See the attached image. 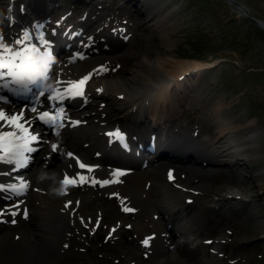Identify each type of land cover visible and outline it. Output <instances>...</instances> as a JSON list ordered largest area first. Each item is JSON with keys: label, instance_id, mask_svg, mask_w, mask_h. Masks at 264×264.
<instances>
[{"label": "rangeland", "instance_id": "rangeland-1", "mask_svg": "<svg viewBox=\"0 0 264 264\" xmlns=\"http://www.w3.org/2000/svg\"><path fill=\"white\" fill-rule=\"evenodd\" d=\"M37 1L41 2V0ZM23 2L14 0L13 4L17 7L16 5H23ZM60 2L62 6L58 13L46 18L47 21L49 19L48 23L51 21L57 24L64 23L62 19L71 12L68 18L72 21L70 24H73L72 26L77 30L80 28L77 27L79 20L87 19V13L89 15L93 13V17L88 18L89 21L91 19L89 28L80 34L78 32V37L75 42L73 41L75 58L66 64L80 63L88 70L91 63L85 62L86 60L98 56L113 59V64L103 69L99 68L103 66V61L92 63L99 75L92 80L88 75L90 72H84L81 79L78 77L69 80V89L68 87L67 89L70 91L75 82L88 78L82 90L84 96L81 97L86 98L87 102H92L88 96L92 90L97 91L102 88L103 80L106 81L105 83L110 81L116 83L130 78L146 64L152 67L158 66L160 61L168 62L169 68L174 67L172 69L174 71L182 68V63H186L184 65L187 66L192 61H217L213 68L194 74L197 77L195 85L186 95L184 94L189 96L185 101H181L177 113L168 119L176 121H170L172 125L169 126L184 134L190 133L195 144L200 146V150L207 157L212 158L218 154V150L214 151L211 143L214 142V135H218L221 126L231 130L230 136H232H229V140L232 143L239 142L240 145L222 156L219 155L213 166H204L205 177L208 178V173L211 177L198 182L200 190H196L200 194L192 193L191 196L197 197L186 207L193 212L198 208L200 212L201 209V214L208 218L209 222L215 223L217 228L214 231L196 232L201 234L192 242L186 240L183 234L174 236L178 243L169 240L168 253H176L179 256L177 253L179 249L188 250L186 255L189 258L185 257V252H181L185 257L184 261L189 264H195L196 260L203 264H264V0H140V3H137L139 7H135L136 2L130 0H94L93 9L89 10L83 5L82 0H60ZM138 8L147 9L150 12L149 17L138 11ZM20 9L22 10L21 7ZM7 15L4 14L3 23L6 34L9 37L14 34H19L18 37L23 36L21 31L23 26H17L14 30L10 23L11 18ZM29 16L35 17L33 14ZM61 16L63 17L59 18ZM32 20L29 24L31 28L38 24L37 22H42L43 16ZM119 49H122L121 52H118ZM65 53H62V56ZM87 63L90 65L88 66ZM57 67H59L58 62L55 72ZM105 69L113 71V76L106 78L103 74ZM144 69L147 71V67ZM158 70V68L153 69L154 72ZM146 75L141 83L133 85L134 89L151 90L156 86L159 87L158 85L161 87L166 85L170 70H165L159 76L150 71ZM148 77L151 80L147 81ZM51 80L50 84L54 89L58 80L54 77ZM173 89L171 92L176 93L177 87ZM69 91L67 96H70ZM60 92L61 89L56 88V92L52 94H60ZM107 96L99 95L95 100V108L110 111L121 121L127 112L135 110L136 106L131 107L128 101L113 99V95ZM71 102L68 101L69 104ZM108 102L113 105L107 106ZM5 104L14 106L7 102ZM15 106L19 108L20 105ZM119 106L124 108L120 110ZM67 108L70 106L65 104L63 110ZM68 110L74 112L72 108ZM85 128L90 127L81 125L77 131H84ZM35 135L38 137V133ZM153 149L155 150L154 147ZM148 154L147 160L153 156L151 153ZM32 172L23 171L21 168L11 169L4 179L7 180L6 182L19 184L18 182L24 179L23 174L29 175ZM193 175L195 176L196 173L194 172ZM177 179L180 182V177ZM181 179L186 183L190 180V176L187 174ZM55 186L57 188V185ZM94 186L99 193L102 184L96 183ZM25 193L26 197H23ZM9 194L5 196L0 194V201L5 204L15 199L23 202L28 199L29 192ZM200 195L204 200H197ZM228 195H239V198L227 200ZM5 204L0 205V214H4L0 216V264H15L16 262L12 263V260H9L11 253L8 252L13 246V241L21 244L22 240L20 234L14 237L16 226L12 222L4 223V219L13 212V210L8 212L6 209L1 210L2 207H6ZM204 207L210 212H205ZM97 208L90 206L83 213L94 215L93 221L97 222L94 226L91 221L92 225L79 223L76 227L71 215L63 220V225L65 224L68 230L65 231V243L58 244L55 250L48 244L45 234L33 221H29L28 223H34V226L31 225V229L27 231L33 244L37 246L32 249L42 250L40 254L33 256L29 264L159 263L155 258H150L149 249L153 243H148L146 246L141 238L130 240L131 225L140 223L133 215L125 216L120 213V217L114 220L115 214L107 211L104 212L106 214L104 216L99 213L101 209ZM131 209L135 211L133 206ZM80 213L77 216L79 222L81 216L85 217ZM121 221L127 223V228L120 229L118 223ZM173 227L169 224L167 229ZM109 229L115 231L106 235ZM118 233L119 239L113 235ZM168 253L165 252L167 256ZM51 257L53 260L50 261ZM24 259L28 263V259Z\"/></svg>", "mask_w": 264, "mask_h": 264}, {"label": "bare ground", "instance_id": "bare-ground-1", "mask_svg": "<svg viewBox=\"0 0 264 264\" xmlns=\"http://www.w3.org/2000/svg\"><path fill=\"white\" fill-rule=\"evenodd\" d=\"M13 1L14 0H0V12L12 17L13 25L23 26L21 29L23 34H25L26 25H29L30 22L33 21V18L38 19L43 16L42 22H37L38 24H35L36 26L32 25L33 30L40 34V37L38 39L33 38V41L35 44L41 45L43 41L50 42L52 39L54 40V38H56L55 41L62 49L59 53H64L66 51V41H69L70 44L73 43L70 42V40L75 42V39H72L73 35H71V33H80L82 30L88 29L91 21V19L89 21L88 18L93 17L91 11V16L87 13V19L79 20L77 27L79 26L80 28L76 30V28L72 26L73 24H70L72 22L70 21L71 19L68 18L71 12H68L69 15L65 13L66 18L62 19L64 23L57 24V22L53 21L48 23L49 19L48 21L46 20V18H50L51 14L55 15L58 13L59 8L62 6L60 0H41V2L37 0H22L24 1L23 5H16L17 7L13 5ZM82 1L84 3L83 5L88 7V10L93 9L92 1L94 0ZM130 1L136 2L135 7H139L137 3H140V0ZM27 9L30 11H27ZM16 10H19L20 14H18L19 12ZM24 11H26V13H24ZM138 11L143 13V15L147 14L148 17L150 15L147 9L138 8ZM43 13L46 16L43 15ZM29 14H33L35 17H30ZM39 14L42 15L38 16ZM62 17L63 16L59 18ZM4 20L5 18L3 22ZM68 24L70 25L67 26ZM2 36H4L3 40ZM18 36L19 34H14L12 38L9 37L6 34L4 24H0V45L1 42H4L5 45H3V47H5L9 44L10 40L14 41L15 39L19 40L22 38V36ZM107 38L110 39L111 37ZM119 50L118 52H121L122 49ZM71 52H73V48L65 55V58L67 57L66 61H64L57 72L53 74L54 78L58 80L56 81L57 83L55 82V86L61 89L59 95L63 96L65 98L64 100L42 98L38 102L36 111L32 112L29 109L31 106L28 102H22V105L16 108L15 105H6L5 102L0 99V110L9 118L13 116L20 117L18 123L28 129L30 135H35L33 128H36L34 127L36 124L43 125L42 121L38 119V116L44 110L43 106L48 104V102H51L54 108H57L56 114H59V119L66 121L61 127L53 126L54 128L49 130L46 129L47 131L44 133V137H39L38 141L28 142L29 145L31 144L29 147L34 149L36 148L34 146H36V144L38 145L39 142V149L32 153H26V155H29L32 159L26 168H16L14 164L8 163L7 160L10 158V153H5L3 147H0L1 184H15L6 182L7 180L4 179L5 176L9 175L11 169L19 170L20 168H24L25 171H33L29 175L23 174L24 179L22 181L26 182L28 185L23 192H29L28 199L23 202L15 199V201L9 204L0 201V205H6V207H2L1 210L6 209L7 212L13 210V212L17 213L16 215H12L11 213L13 212H10L11 215H8V217L4 219V223L15 221V223L12 222L13 225L16 226L14 237L16 234V237L20 234L22 240L21 244L15 241L12 242L13 246L11 245L12 248L8 252V254L11 253L9 260H12V263L16 262L15 264H17V262L26 264L27 262L24 258H27V264H29L35 254H40L42 250L32 249L37 246L33 244L27 231L31 229V225L34 226V223L36 227L45 234L48 244L55 250L58 244L65 243V231L68 230L67 226L65 224L63 225V220H66L67 217L71 215L73 217V224L76 227L79 223L89 226L92 223L91 221H93L94 215H84L83 213H85L86 209L90 206H95V208L98 207L97 209H101L99 213H102L104 216H106L104 212L107 211L115 214L113 217L114 220H116L118 216L120 217V213L125 216L133 215L140 223L134 226L131 225L130 230H132V237L130 236V240L141 238L143 242L147 240L148 243H153L149 249V253H151L150 258H155L159 261L158 264H189L184 261L185 257H187L186 253L188 250L179 249L177 251L179 256H177L176 253H168V242L172 240L178 243L176 239L178 234H183L186 240L192 242L201 234L196 232L201 230L214 231L217 228L215 223L209 222L208 218L201 214V209L200 212L198 211L199 208L193 212L192 210L189 211L186 207L188 206L187 204L193 203V200L197 197L191 196L192 193L200 194L198 193L199 191H197L200 190L198 182L201 179L204 180L211 177L208 173L209 171L207 172L208 178L205 177L206 170L204 166H213L220 156L229 152L234 147H237L240 143H232L229 140L231 130L226 126H221L220 130L217 132L218 135H214V142L211 143L212 148L215 149L214 151H216V149L218 150V154H215L212 158L210 156L207 157L205 153L200 150V146L195 144L190 133L187 135L186 133L184 134L176 131L169 126V124L172 125L170 121H176L174 119H168L177 113L178 106L188 98L189 95L184 96V94L186 95L195 85L197 77L194 76V74L196 75L213 68L215 64H217V61H192L187 66L184 65L186 63H182L183 67L174 71L172 70L174 67L169 68L170 64L168 62L163 63V61H160L158 66L152 67L144 63L146 65L141 67V69L130 78L123 79L116 83H114L115 81L105 83L106 81L103 80L104 83L101 86L102 88L97 91L92 90L90 96H88L91 98L92 102H87L86 98L85 100L78 95H75L76 98L72 99L71 97L69 98V96L66 97L67 87L70 83L69 80L77 79L78 77L81 79V75L84 72H90L88 75L90 78L92 77V80L94 79L93 77L99 76L97 71L94 70L92 63L103 61V66L99 67L103 69L104 67L112 65L113 59L98 56L86 60L85 62L88 61L91 63V65L87 63L88 66L90 65V68L86 70V66L84 67L80 63L66 64L69 60L75 58L74 55L76 53ZM146 67L147 71L144 69ZM154 68H158L159 72H154ZM108 69L110 70V68ZM108 69H105L103 72L106 78L114 74L113 71H108ZM168 69L170 70V75L166 85L162 87L158 85L159 87L156 86V88H151V90H145L146 88H142L143 90H140V88L138 90L134 89L133 85L141 83V81L144 80L143 77L147 76L146 73L148 71L156 73L159 76L165 70L169 71ZM150 77H148L147 81L151 80L152 77ZM78 82H75V84ZM175 86L177 87L176 93H173L171 90H174L173 87ZM76 91L77 89L74 90V92ZM79 91H81V89H79ZM154 92L157 93L153 94ZM48 93L49 86L45 95ZM99 95H108L110 97L113 95V99H124L128 101V103H131V107L132 105L136 106L135 110L127 112V114L122 117L121 121L116 114L106 111L103 108H95V100ZM67 101H72L71 107L74 112L71 110H63L62 104ZM27 104L28 107L26 110L24 106H27ZM110 105L112 106L113 104L108 102L107 106ZM89 108L91 110L88 111L87 109ZM123 108L124 106H119L120 110ZM10 114H13V116H10ZM81 125L89 126L90 128H85L84 131H77ZM116 126H118V128H114ZM10 131L18 133V136L13 138L16 143L23 142L20 138L24 136V133L21 132L20 129L13 127L7 121H0V134ZM117 131H119L121 135L123 133L125 134L123 136V141L114 135H108L109 133H115ZM52 144L58 145L57 151H52ZM153 147L155 150H153ZM148 153H151L153 156L147 160L146 156L149 155ZM80 162L86 166H91L93 170L88 171L87 168L81 169L79 167ZM117 171H121L124 174L115 176L114 173ZM194 172L196 173L195 176L193 175ZM187 174L190 176V180L184 183L181 178L187 176ZM80 175H84L87 178L86 182H78L75 185L67 186L63 184V180L66 176L75 177L78 180ZM178 176L180 177V182L177 179L179 178ZM40 177H43V179ZM98 180H108L111 181V183L102 185V189L97 193V188L94 186L96 183H93V181ZM18 183L19 184L16 182L15 185H20L21 181ZM55 185H57V188ZM59 189L64 190V195L55 194L54 190ZM9 193L12 192L0 191V194H4V196L10 195ZM24 196L26 197V193L23 197ZM202 197L200 195L197 200H204ZM237 198H239V195L226 196L227 200H235ZM19 199L21 198L19 197ZM240 199H242V197ZM69 204L70 206H68ZM131 206L134 207L135 211H123L124 208L131 209ZM204 211L207 213L210 212V210L206 208ZM79 213L85 216H81L80 222L77 220ZM3 215V213L0 214V216ZM122 219L125 218L122 217ZM29 221H33L34 223H28ZM96 224L97 222L93 221V226ZM169 224L174 226L170 230L167 229ZM118 225L120 229L127 228L126 222L121 221ZM209 225H211V227H208ZM109 230L110 231H107L106 235L112 234V230ZM113 235L119 239V233ZM181 251L183 253L185 252V257ZM165 252L168 253V256ZM38 257L39 256H37V258ZM51 260H53L52 257L50 258V261ZM195 262V264H203L199 260Z\"/></svg>", "mask_w": 264, "mask_h": 264}, {"label": "snow or ice", "instance_id": "snow-or-ice-1", "mask_svg": "<svg viewBox=\"0 0 264 264\" xmlns=\"http://www.w3.org/2000/svg\"><path fill=\"white\" fill-rule=\"evenodd\" d=\"M26 41H31V36L28 33H25L24 40H17L14 43L17 45L23 44L22 48H13L11 45H6L3 48H0V79L11 80L13 84L19 85L21 88L25 90H31L29 85L42 84L44 81L49 80L51 77L49 75L50 65L47 61H43L41 59L42 54H47L51 56V48L48 46V41H43L41 45H37L35 43H25ZM86 79H82L77 84L73 85L74 89H77L74 95H82L79 89L83 86ZM43 95V92L40 93ZM48 99L54 100H62L63 97L57 94L56 96H49ZM36 111V109H33ZM56 115H52L49 112H43L38 116V119L44 121L50 126L55 124L57 119ZM20 117L13 116L9 118L2 110H0V121H7L13 127L20 129L21 132L24 133V136L20 139L23 141L22 143H13L9 140V138H16L18 136L17 132H5L0 134V146L3 147L4 151L10 153V158L7 160L8 163L14 164L16 168L27 166L29 163V157L25 155V153H32L37 151L36 149L29 147V141H38V137L35 135H30L28 133V129L24 128L18 120ZM108 135H114L118 137L121 141H123L124 137L119 133V131L115 133H109ZM52 151L55 152L58 149V145H51ZM71 155V154H69ZM79 167L81 169L87 168L88 171H92L91 166H86L82 162L79 163ZM124 173L121 171H117L114 173L115 176L123 175ZM86 177L84 175H80L78 180L75 177H65L63 180V184L67 185H75L78 182L84 183L86 182ZM119 182V181H116ZM93 183H100L102 185H108L111 181H93ZM28 187L26 182L21 181L19 187L15 184L12 185H4L0 184V191H11L13 193H22L24 189ZM70 206V204L68 205ZM123 211H133L129 208H124ZM12 215H16L17 213L13 212ZM15 223V221H12ZM114 232L115 229H112ZM146 246L148 245V241L145 240L143 242Z\"/></svg>", "mask_w": 264, "mask_h": 264}, {"label": "clouds", "instance_id": "clouds-1", "mask_svg": "<svg viewBox=\"0 0 264 264\" xmlns=\"http://www.w3.org/2000/svg\"><path fill=\"white\" fill-rule=\"evenodd\" d=\"M3 19H4V13L0 12V24L3 23ZM41 179H43V177H40ZM56 195H64V190L63 189H59V190H54Z\"/></svg>", "mask_w": 264, "mask_h": 264}]
</instances>
